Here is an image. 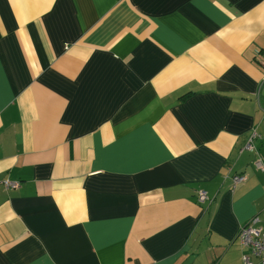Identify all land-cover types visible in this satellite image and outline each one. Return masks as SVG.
<instances>
[{"label":"crops","instance_id":"crops-1","mask_svg":"<svg viewBox=\"0 0 264 264\" xmlns=\"http://www.w3.org/2000/svg\"><path fill=\"white\" fill-rule=\"evenodd\" d=\"M4 179L0 264H244L264 0H0Z\"/></svg>","mask_w":264,"mask_h":264},{"label":"built area","instance_id":"built-area-1","mask_svg":"<svg viewBox=\"0 0 264 264\" xmlns=\"http://www.w3.org/2000/svg\"><path fill=\"white\" fill-rule=\"evenodd\" d=\"M257 136L256 131H253L247 143L245 149H252V140ZM257 168L262 169L261 159L255 161ZM226 177H229L226 175ZM232 187L234 188L237 184L243 183L246 180V176L243 173L233 174L230 177ZM6 188L7 187H18V181H10L4 179L0 181ZM210 198L207 192L203 189L197 191V201L201 204L209 202ZM235 240H237L240 247L244 250L242 259L244 264H257L256 260L260 264H264V223L260 220L258 215H255L248 219L245 223L241 224ZM256 259V260H255Z\"/></svg>","mask_w":264,"mask_h":264}]
</instances>
